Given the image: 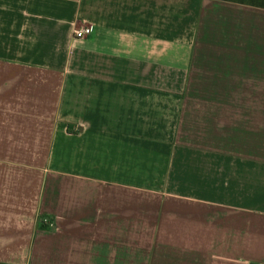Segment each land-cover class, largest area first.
<instances>
[{
	"label": "crops",
	"instance_id": "crops-1",
	"mask_svg": "<svg viewBox=\"0 0 264 264\" xmlns=\"http://www.w3.org/2000/svg\"><path fill=\"white\" fill-rule=\"evenodd\" d=\"M0 264H264V0H0Z\"/></svg>",
	"mask_w": 264,
	"mask_h": 264
},
{
	"label": "built area",
	"instance_id": "built-area-1",
	"mask_svg": "<svg viewBox=\"0 0 264 264\" xmlns=\"http://www.w3.org/2000/svg\"><path fill=\"white\" fill-rule=\"evenodd\" d=\"M91 28L92 27H84L82 29H77L74 35L76 38H83L84 36H86L87 34L91 32Z\"/></svg>",
	"mask_w": 264,
	"mask_h": 264
},
{
	"label": "rangeland",
	"instance_id": "rangeland-1",
	"mask_svg": "<svg viewBox=\"0 0 264 264\" xmlns=\"http://www.w3.org/2000/svg\"><path fill=\"white\" fill-rule=\"evenodd\" d=\"M40 224L41 225H44V226H46L47 224L45 223V221L44 220H42V222H40Z\"/></svg>",
	"mask_w": 264,
	"mask_h": 264
}]
</instances>
